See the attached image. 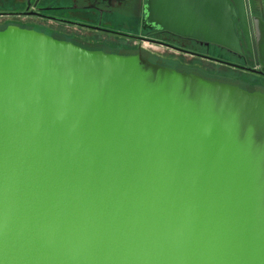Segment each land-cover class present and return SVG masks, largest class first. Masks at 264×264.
Returning <instances> with one entry per match:
<instances>
[{"label": "water", "instance_id": "95a60500", "mask_svg": "<svg viewBox=\"0 0 264 264\" xmlns=\"http://www.w3.org/2000/svg\"><path fill=\"white\" fill-rule=\"evenodd\" d=\"M145 3L235 49L241 0ZM0 264H264V92L0 29Z\"/></svg>", "mask_w": 264, "mask_h": 264}, {"label": "flooded vegetation", "instance_id": "af4514ba", "mask_svg": "<svg viewBox=\"0 0 264 264\" xmlns=\"http://www.w3.org/2000/svg\"><path fill=\"white\" fill-rule=\"evenodd\" d=\"M63 1L26 0L25 10L13 14L0 13L5 20L13 19L1 23L0 29L11 25L32 29L30 27L36 25L49 31L50 36L87 48L98 42L87 40L76 30L94 32L109 38L99 44L116 47L96 46L106 52L140 53L164 67L264 92V80L258 82L253 77L264 79V37L261 32L264 28V0H241L240 30L236 27V46L233 50L148 24L145 20V0H68L70 4L66 5ZM127 7L134 8L131 31L114 28L109 17ZM64 11L70 17H61L57 13ZM25 19L30 20L29 23L23 21ZM228 69L237 75L230 77L226 72Z\"/></svg>", "mask_w": 264, "mask_h": 264}, {"label": "rangeland", "instance_id": "374dc122", "mask_svg": "<svg viewBox=\"0 0 264 264\" xmlns=\"http://www.w3.org/2000/svg\"><path fill=\"white\" fill-rule=\"evenodd\" d=\"M25 1L26 0H0V13H8V14H13L15 11H21V10H25ZM47 1H54L55 0H47ZM17 3V4H16ZM63 4H70V1L68 0H64L63 1ZM59 16L63 17V16H66V17H70V15H67V12H57ZM134 8L133 7H127L125 8L124 10L122 11H119L115 16H110L109 17V20L111 22V25L114 27V28H122L124 30H129L131 31V24H134ZM8 20H13L12 18H8V19H4V18H1L0 17V24L5 22V21H8ZM25 21L26 23H29L30 20L28 19H25L23 20ZM52 25H55V24H52ZM56 26V25H55ZM30 28H32L33 30H36L38 32H46V34L50 35V32L49 31H44L42 30V28L34 25V26H31ZM77 33L81 34L83 37H85L87 40H93V41H97L98 44H94L93 47H105V45H101L99 44L101 40H108L109 38L106 37V36H102V35H98L94 32H88V31H83V30H76ZM105 48H109V49H113V48H116L115 46H108V47H105ZM212 54H214V52L212 51ZM227 74L230 76V77H233L237 74H234V71L228 69L227 71ZM254 78H256L258 80V82H263L264 79L260 78V77H255L253 76ZM246 82H250V81H246Z\"/></svg>", "mask_w": 264, "mask_h": 264}, {"label": "trees", "instance_id": "16d2710c", "mask_svg": "<svg viewBox=\"0 0 264 264\" xmlns=\"http://www.w3.org/2000/svg\"><path fill=\"white\" fill-rule=\"evenodd\" d=\"M90 49H100V48H97V47H88Z\"/></svg>", "mask_w": 264, "mask_h": 264}]
</instances>
